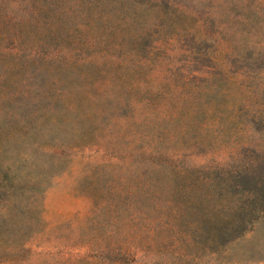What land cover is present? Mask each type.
<instances>
[{
	"label": "rangeland",
	"instance_id": "rangeland-1",
	"mask_svg": "<svg viewBox=\"0 0 264 264\" xmlns=\"http://www.w3.org/2000/svg\"><path fill=\"white\" fill-rule=\"evenodd\" d=\"M246 174L264 0H0V264H264L263 212L192 230Z\"/></svg>",
	"mask_w": 264,
	"mask_h": 264
},
{
	"label": "trees",
	"instance_id": "trees-1",
	"mask_svg": "<svg viewBox=\"0 0 264 264\" xmlns=\"http://www.w3.org/2000/svg\"><path fill=\"white\" fill-rule=\"evenodd\" d=\"M178 178L181 180V183L185 180V177L182 174H180ZM229 190H232V193L236 194L237 199L240 201V204H237L236 210L233 211V214L228 213L226 215L228 218H225L222 214L224 210L215 208L210 211L208 217H202L200 222L195 221L192 224V230L194 229L195 231L196 229H199L200 232L207 236H216V242L218 244L226 242L233 233L242 232L244 227L243 224H237L236 226L231 227L229 224L230 220H234L235 218L242 220L248 213H264V180L259 181L258 177L249 174L236 175L232 184L226 182L220 187L218 192H215V198L224 199ZM152 197L154 198L153 195ZM219 214V220H226L228 222H219L217 220V215Z\"/></svg>",
	"mask_w": 264,
	"mask_h": 264
}]
</instances>
